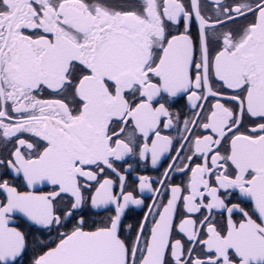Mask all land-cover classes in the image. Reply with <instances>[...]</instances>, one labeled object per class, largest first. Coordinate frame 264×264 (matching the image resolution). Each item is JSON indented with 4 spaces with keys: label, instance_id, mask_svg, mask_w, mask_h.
I'll use <instances>...</instances> for the list:
<instances>
[{
    "label": "snow or ice",
    "instance_id": "1",
    "mask_svg": "<svg viewBox=\"0 0 264 264\" xmlns=\"http://www.w3.org/2000/svg\"><path fill=\"white\" fill-rule=\"evenodd\" d=\"M0 264H264V0H0Z\"/></svg>",
    "mask_w": 264,
    "mask_h": 264
}]
</instances>
